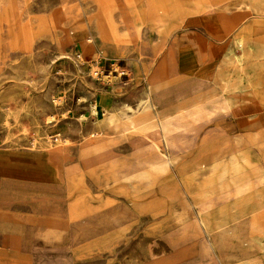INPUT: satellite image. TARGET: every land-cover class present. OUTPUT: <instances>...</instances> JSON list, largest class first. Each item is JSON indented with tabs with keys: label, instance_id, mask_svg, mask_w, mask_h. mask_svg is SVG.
I'll return each instance as SVG.
<instances>
[{
	"label": "rangeland",
	"instance_id": "374dc122",
	"mask_svg": "<svg viewBox=\"0 0 264 264\" xmlns=\"http://www.w3.org/2000/svg\"><path fill=\"white\" fill-rule=\"evenodd\" d=\"M172 1L152 0L149 13L179 16V26L141 20L147 0H0V148L13 152L19 168L14 181L0 176V249L22 263L253 264L241 242L259 237L248 221L264 208V63L255 81L233 93L231 109L207 124L187 120L181 142L192 139L196 147L184 156L116 182L98 171L113 160L135 166L142 148L141 157L151 153L138 133L111 126L102 134L99 123L143 97L153 74L211 84L225 53L241 54L237 40L264 39V0ZM211 12L226 14L228 35L217 36L219 50L197 69L183 45L185 19ZM94 26L112 30L123 45L113 50L96 36L94 50ZM216 125L245 139L227 149L220 134L203 141ZM90 142H109L107 154L84 153ZM6 160L0 153L1 166ZM32 170L49 179L24 177ZM68 177L85 185L92 205L111 201L85 222L73 218ZM238 183L242 192L231 193ZM232 214L237 229L213 225ZM0 264L12 262L0 257Z\"/></svg>",
	"mask_w": 264,
	"mask_h": 264
},
{
	"label": "bare ground",
	"instance_id": "6f19581e",
	"mask_svg": "<svg viewBox=\"0 0 264 264\" xmlns=\"http://www.w3.org/2000/svg\"><path fill=\"white\" fill-rule=\"evenodd\" d=\"M260 2H262V0L259 1V4ZM205 24L207 26V22ZM241 38L236 41V47L241 49V54H233V51H230L226 53L225 58L223 59L224 64L221 66L222 70L216 77L220 87L219 93H216L213 96H208L205 100L177 105L176 116L171 117L160 114V112L156 110V104L151 100L149 95H145L138 99L135 104L126 102V108L121 113L112 112L107 118L103 119L102 122L99 121L102 129L100 133L107 134V129L111 126L121 127L122 131L130 134L138 133V142L149 141L148 145L151 152L148 157H141L142 151L144 150L142 148L139 153L140 159L138 158L137 164L135 165L136 167L133 165L130 166L131 163L121 160H113L99 166L98 171L102 176L104 175V181H106V183L109 182V179H112L115 182L122 179H130L141 174L145 170H150V168L166 165L169 161L184 156L187 149L196 147L194 144L195 142L192 139H189V145L187 146L181 142L179 131L181 128H188V125H185L187 120L190 121V123L202 121L207 124L210 123L219 113L231 109L233 93L238 92V89L242 85H247L248 81H255V76L258 75V70L264 63V39L258 40L256 38L250 39L248 37ZM247 59H250V61L245 62ZM238 62H242L243 64L237 66ZM228 65H231V67L234 66V68L231 69ZM93 110L94 112L97 111L96 105H93ZM217 126L218 125L215 127ZM208 138L209 137L207 136H203L202 140L205 141ZM105 141H107V138H105ZM108 145L109 142H106V144H94L90 142L84 146L83 152L101 151L102 155H106V150H109ZM0 153L5 154L7 157L6 163L2 166L0 165V176L4 182L11 180L14 181V178H16L15 173H17V169L19 168H15L11 162V155L13 152L1 147ZM124 166H127L128 170L121 173L120 169ZM41 173L40 170H32L23 175H27L24 177H31V179L37 182H47L49 177H46L44 173ZM105 186H107V184H105ZM67 188L69 190L68 196L70 197L69 208L71 216L76 217L78 215V209L81 206L80 201L89 194L86 192L85 185L77 182L68 181ZM243 189L242 183H238L230 190V192L240 193ZM72 193L74 194L72 195ZM228 193L229 192L225 193V195ZM204 212L205 211H202V213L200 212V222L204 225H208L209 221L206 217L204 218ZM255 227L257 228V226ZM260 232V237L264 238V225H260ZM3 252L4 249H0V254Z\"/></svg>",
	"mask_w": 264,
	"mask_h": 264
},
{
	"label": "crops",
	"instance_id": "0c3cea01",
	"mask_svg": "<svg viewBox=\"0 0 264 264\" xmlns=\"http://www.w3.org/2000/svg\"><path fill=\"white\" fill-rule=\"evenodd\" d=\"M132 0H129L127 4H130ZM143 1V0H141ZM158 6H171L174 3L172 0H154ZM150 3H153L152 0H147V3L140 5L141 11L146 13V17L142 18L143 21H164V22H176L179 26L180 24V17H176V15H167L165 13L157 12V14H150L149 8ZM151 15H157V18H149ZM214 18V19H212ZM122 20H124L122 18ZM125 20H132V18H126ZM212 20V21H211ZM185 21H190V27H186L187 30L184 34V41L183 45H188L187 53H189V58L192 63H194L197 69H202L208 64L209 57L210 59L213 58V55L219 50L218 46H215L213 43L214 40L216 41L217 36H226L228 35L227 27L225 23L227 21L226 14L223 13H208L204 16L202 15H190L188 16ZM217 21V22H216ZM207 22V26L206 23ZM210 22V23H208ZM210 26V27H209ZM220 26V27H219ZM154 28L150 26V28ZM210 31H209V30ZM95 31V32H94ZM217 31V32H216ZM170 32V31H168ZM93 45L95 50V37H99L101 39V44L103 46H110L111 49L116 50L120 48L123 44L120 41L114 40V38L118 35H115V32L108 29H103V27L94 26L93 32ZM109 40H108V39ZM84 40L81 39L78 43H83ZM218 43V42H216ZM90 45V43L88 44ZM226 55V53H225ZM212 56V57H211ZM225 58V56H224ZM223 58V59H224ZM223 59L216 65V77L218 76L219 72L222 70V64H224ZM138 60V59H137ZM218 68V69H217ZM220 87L219 82L215 79V81L211 84L206 82H186L180 79L177 80H162L158 73L153 74L149 81L146 83V87L144 89V95H149L151 100L156 104V110L160 112L163 116H176V106L181 105L184 103H191L196 102L198 100H205L208 96H213L216 93H219ZM142 97H139L140 99ZM137 99V100H138ZM259 100V99H258ZM211 134V139L213 136L220 134L219 139L223 142L224 148L227 149L229 145L239 143L241 140L245 139L244 136H238L233 134H228L224 129L215 127L209 132ZM234 147V146H233ZM40 169V168H39ZM69 181V177H68ZM74 193H72L73 195ZM92 196L89 194L85 196L83 200L80 201V208L78 209V215L73 217L78 220H83L84 222L88 220L90 217L93 208L100 209L111 201L110 198H105L104 202L101 200L102 198H98L96 204L92 205ZM228 198V196H227ZM106 202V203H105ZM261 206H257L256 210L260 209ZM240 209L237 213L241 212ZM208 218V216H205ZM221 223V225H235L232 228H238L239 216H235L234 214L230 215L227 218L217 219L213 225L216 223ZM248 225H250V231L256 232L258 239H253L247 237L246 239L242 238L243 246L245 247L244 252L248 256L247 259L252 260L253 264H264V238L260 237V225H264V208L262 209L261 213H257L253 215L249 221ZM257 226V228L255 227ZM238 243V242H236ZM239 245H236L238 248ZM11 253L9 250L4 249V252L0 254V257L8 258L12 264H24L22 261L10 255ZM241 256L237 254V261L241 260ZM243 259V258H242Z\"/></svg>",
	"mask_w": 264,
	"mask_h": 264
},
{
	"label": "built area",
	"instance_id": "2783aa9c",
	"mask_svg": "<svg viewBox=\"0 0 264 264\" xmlns=\"http://www.w3.org/2000/svg\"><path fill=\"white\" fill-rule=\"evenodd\" d=\"M99 73V72H98Z\"/></svg>",
	"mask_w": 264,
	"mask_h": 264
}]
</instances>
